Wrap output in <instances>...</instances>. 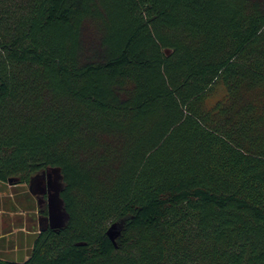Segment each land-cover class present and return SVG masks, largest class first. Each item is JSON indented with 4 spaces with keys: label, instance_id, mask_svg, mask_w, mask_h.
Segmentation results:
<instances>
[{
    "label": "trees",
    "instance_id": "trees-1",
    "mask_svg": "<svg viewBox=\"0 0 264 264\" xmlns=\"http://www.w3.org/2000/svg\"><path fill=\"white\" fill-rule=\"evenodd\" d=\"M49 168L0 264H264V0H0V195Z\"/></svg>",
    "mask_w": 264,
    "mask_h": 264
},
{
    "label": "crops",
    "instance_id": "crops-1",
    "mask_svg": "<svg viewBox=\"0 0 264 264\" xmlns=\"http://www.w3.org/2000/svg\"><path fill=\"white\" fill-rule=\"evenodd\" d=\"M8 190L9 193L0 195V239L2 248L4 247L6 238L15 240L18 249L14 252L15 257L19 260L27 257V252L30 248L28 237L36 234V221L31 214V210H29V208L25 210L24 207L26 204L25 202L28 200L30 202V199L24 197L22 200L23 204L21 202L15 203L11 187H9ZM27 191L29 192V188H27ZM21 195L23 196L24 194ZM24 199H26V201ZM6 201H9V203L7 204ZM22 241H24L23 244ZM21 244L23 247L26 245L23 250H21Z\"/></svg>",
    "mask_w": 264,
    "mask_h": 264
},
{
    "label": "water",
    "instance_id": "water-1",
    "mask_svg": "<svg viewBox=\"0 0 264 264\" xmlns=\"http://www.w3.org/2000/svg\"><path fill=\"white\" fill-rule=\"evenodd\" d=\"M50 174L52 177V181L54 182V192L51 195L50 200V217L53 219L51 220V225H49V220L51 218H43L39 220L40 232H45L48 229L57 230L64 226V221H67L68 215L64 212V214L60 213V206H63V202L60 198V193L63 189L59 182L62 181V176L60 170L58 168H49L42 172L41 174H37L36 176L32 177L29 184V192L32 195H43L45 194V178L46 175ZM63 183V182H62ZM37 188L42 189L41 191H37ZM64 210V208H63ZM44 220V221H43ZM55 220V221H54ZM42 221L45 223L42 225ZM116 228V225L111 228L110 236L114 238L115 232L113 230Z\"/></svg>",
    "mask_w": 264,
    "mask_h": 264
},
{
    "label": "flooded vegetation",
    "instance_id": "flooded-vegetation-1",
    "mask_svg": "<svg viewBox=\"0 0 264 264\" xmlns=\"http://www.w3.org/2000/svg\"><path fill=\"white\" fill-rule=\"evenodd\" d=\"M28 188H29V185H28ZM41 190L42 189L37 188L38 192L41 191ZM44 190H45L44 191L45 194H43V195H39V194L38 195H32L31 194L30 205L28 206L29 210H31V214L33 215L34 220L36 221L35 222L36 223V228H37L36 229V234L42 233V232H40V229H39L40 228L39 220L43 219V218H51L50 217V210H51L50 200H51V195L54 192V182L52 181V177H51L50 174L46 175V178H45V189ZM51 220H53V219L51 218L49 220V225L53 224V223H51ZM43 221H42V225L45 224ZM8 243H10V241L7 240V244ZM23 243H24V241H22V244ZM24 247H22L21 250H23Z\"/></svg>",
    "mask_w": 264,
    "mask_h": 264
},
{
    "label": "rangeland",
    "instance_id": "rangeland-1",
    "mask_svg": "<svg viewBox=\"0 0 264 264\" xmlns=\"http://www.w3.org/2000/svg\"><path fill=\"white\" fill-rule=\"evenodd\" d=\"M87 39L88 40H91L92 38L91 37H95V30L94 28H89L87 30ZM225 89L223 87H218L215 91V93L213 94V96L209 99V106H212L214 105L215 103H217L218 101H220L221 99H223L224 95H225ZM60 186L62 187L63 186V183L62 181L59 182ZM60 207V210L59 212L64 214V210H63V206H58ZM66 221H64V225H65ZM5 240H8L10 241V243H4V247L2 248L4 252H11L12 250L15 251L16 249H18V246L16 245L15 243V240H11V239H5Z\"/></svg>",
    "mask_w": 264,
    "mask_h": 264
}]
</instances>
